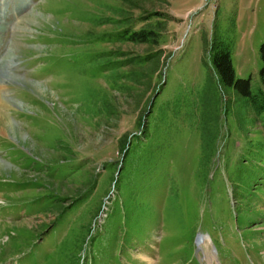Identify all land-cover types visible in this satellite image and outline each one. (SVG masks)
<instances>
[{"label": "rangeland", "instance_id": "1", "mask_svg": "<svg viewBox=\"0 0 264 264\" xmlns=\"http://www.w3.org/2000/svg\"><path fill=\"white\" fill-rule=\"evenodd\" d=\"M121 6L163 13L159 63ZM217 39L262 85L264 0H0V264H264V112Z\"/></svg>", "mask_w": 264, "mask_h": 264}, {"label": "trees", "instance_id": "2", "mask_svg": "<svg viewBox=\"0 0 264 264\" xmlns=\"http://www.w3.org/2000/svg\"><path fill=\"white\" fill-rule=\"evenodd\" d=\"M125 2L129 6L131 4L141 3L142 0H125ZM118 14L119 16L121 15V19H119L116 24L119 25V28H121V42L129 41L133 44L155 47V51L148 53L150 56L144 57L141 62H148L149 58L153 57V59H158L159 63L163 53L161 42L164 32L166 31V27L163 25L165 24L163 23V20L156 22H152L150 20L154 17L163 16V13L155 12L146 17H134L130 14L129 9H125L124 6H121L118 8ZM139 24H141V26L138 27ZM210 48L213 50L211 57L212 65L206 62L209 75L211 77H213L214 74L217 76L219 83L226 94L232 93L234 94L232 96L235 98L246 99L247 103H250V105L253 106L257 114L264 112V42L261 44L259 49V57L261 60L259 77L262 85H254L251 77L243 78L237 76L233 61L234 48L230 41L217 39L213 42ZM109 57L112 58L113 56ZM151 67L152 66L150 65V68ZM117 69V66L111 67V77L114 82L117 80ZM152 69L155 71L153 67ZM160 74H162V71Z\"/></svg>", "mask_w": 264, "mask_h": 264}, {"label": "bare ground", "instance_id": "3", "mask_svg": "<svg viewBox=\"0 0 264 264\" xmlns=\"http://www.w3.org/2000/svg\"><path fill=\"white\" fill-rule=\"evenodd\" d=\"M209 237L208 236H203V237H201V239H200V243L201 244H203V243H207V242H209Z\"/></svg>", "mask_w": 264, "mask_h": 264}]
</instances>
